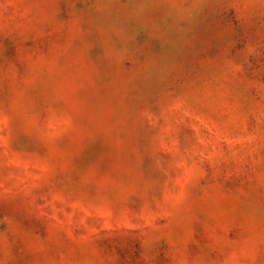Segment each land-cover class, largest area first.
Wrapping results in <instances>:
<instances>
[{
	"label": "rangeland",
	"instance_id": "rangeland-1",
	"mask_svg": "<svg viewBox=\"0 0 264 264\" xmlns=\"http://www.w3.org/2000/svg\"><path fill=\"white\" fill-rule=\"evenodd\" d=\"M0 264H264V0H0Z\"/></svg>",
	"mask_w": 264,
	"mask_h": 264
}]
</instances>
